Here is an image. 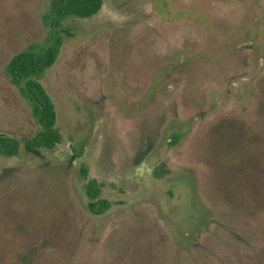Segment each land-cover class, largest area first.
I'll return each mask as SVG.
<instances>
[{
  "label": "rangeland",
  "instance_id": "1",
  "mask_svg": "<svg viewBox=\"0 0 264 264\" xmlns=\"http://www.w3.org/2000/svg\"><path fill=\"white\" fill-rule=\"evenodd\" d=\"M49 3L0 0V134L22 144L0 154V264H264V0H104L71 17L41 79L63 140L34 153L6 65L45 41Z\"/></svg>",
  "mask_w": 264,
  "mask_h": 264
},
{
  "label": "trees",
  "instance_id": "2",
  "mask_svg": "<svg viewBox=\"0 0 264 264\" xmlns=\"http://www.w3.org/2000/svg\"><path fill=\"white\" fill-rule=\"evenodd\" d=\"M104 0H50L48 10L43 16L48 33L43 43H32L12 56L6 65L10 82L17 86L21 95L31 108L40 130L24 140V147L34 153L43 149H54L63 140L57 128V111L52 97L42 84L46 71L56 62L65 40V25L71 17L89 18L96 15ZM175 136L172 145L178 141ZM21 141L14 137L0 134V154L12 157L20 153ZM81 174L87 177L88 170L82 167ZM90 198L88 207L94 215H102L111 203L101 197V185L91 179L85 184Z\"/></svg>",
  "mask_w": 264,
  "mask_h": 264
}]
</instances>
